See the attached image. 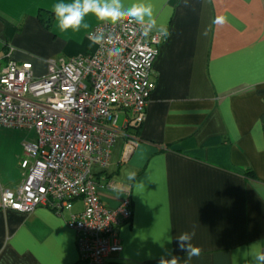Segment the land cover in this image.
Instances as JSON below:
<instances>
[{
  "label": "crops",
  "instance_id": "0c3cea01",
  "mask_svg": "<svg viewBox=\"0 0 264 264\" xmlns=\"http://www.w3.org/2000/svg\"><path fill=\"white\" fill-rule=\"evenodd\" d=\"M56 2L0 0V73L13 59L31 62L42 77L48 59L95 50L88 32L101 23L89 16L88 30L62 32ZM152 4L154 30L168 35L154 60L145 120L137 130L131 113L119 110L109 164L92 168L109 207L131 190L133 217L119 228L123 250L112 264H158L172 255L180 264H251V246L264 247V0ZM217 15L229 22L214 25ZM35 138L0 126V199L23 181V143ZM83 208L80 200L62 215L47 206L27 214L0 208V264H77L66 220ZM193 230L201 254L188 260L177 236Z\"/></svg>",
  "mask_w": 264,
  "mask_h": 264
},
{
  "label": "built area",
  "instance_id": "2783aa9c",
  "mask_svg": "<svg viewBox=\"0 0 264 264\" xmlns=\"http://www.w3.org/2000/svg\"><path fill=\"white\" fill-rule=\"evenodd\" d=\"M112 35L123 49L96 45L68 60L50 58L37 77L29 61L10 59L0 73V126L33 132L23 143V181L3 189L0 208L31 213L47 206L62 215L80 200L84 208L66 220L76 233L77 264H112L123 250L119 228L133 217L131 190L116 207L104 203L92 168H106L120 134L118 111L143 123L155 88L154 60L165 40L160 31L144 36L135 24L101 23L91 32Z\"/></svg>",
  "mask_w": 264,
  "mask_h": 264
},
{
  "label": "clouds",
  "instance_id": "9594fccd",
  "mask_svg": "<svg viewBox=\"0 0 264 264\" xmlns=\"http://www.w3.org/2000/svg\"><path fill=\"white\" fill-rule=\"evenodd\" d=\"M51 11L56 26L62 32L68 30L79 32L82 28L88 30L91 25L86 22V18L89 16H94L100 23L117 24L124 22L125 24L138 25L144 36H148L157 28L152 0H130L127 4L124 0H57L52 5ZM228 22L226 15H217L212 21L218 27H223ZM160 32L165 37L168 35V32L163 29ZM88 39L91 42L89 47L92 45H113L107 49L109 57H119L123 52L122 48L114 46L113 36L106 35L104 31L88 32ZM126 177L129 181H134L137 174L135 171H128ZM194 236V230L183 232L177 236L178 247L186 252L188 260L201 254V249L191 243ZM168 242H171V240H168ZM163 246L161 244V247ZM158 264H180L179 257L172 255L170 259H167L161 256ZM185 264H187V261H185ZM251 264H264V247L258 244L251 246Z\"/></svg>",
  "mask_w": 264,
  "mask_h": 264
},
{
  "label": "trees",
  "instance_id": "16d2710c",
  "mask_svg": "<svg viewBox=\"0 0 264 264\" xmlns=\"http://www.w3.org/2000/svg\"><path fill=\"white\" fill-rule=\"evenodd\" d=\"M51 19H52V16L51 15H48L47 17H43V18H41V20L43 21V23L47 26L50 22H51ZM134 128H136L137 130H140L141 129V123H139V124H136V122H135V124H134ZM249 176H251V177H255L254 176V173L253 172H248L247 173Z\"/></svg>",
  "mask_w": 264,
  "mask_h": 264
}]
</instances>
